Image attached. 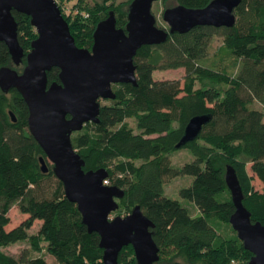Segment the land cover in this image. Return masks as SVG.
Instances as JSON below:
<instances>
[{
    "label": "trees",
    "instance_id": "obj_1",
    "mask_svg": "<svg viewBox=\"0 0 264 264\" xmlns=\"http://www.w3.org/2000/svg\"><path fill=\"white\" fill-rule=\"evenodd\" d=\"M56 1L80 47V35L93 40L97 24L110 11L115 12L117 27L125 28L128 22L129 8L97 4L89 12L81 6L85 0H79L74 14L65 13L60 0ZM211 1L177 0L189 8H204ZM13 14L20 43L28 53L37 38L36 29L26 14ZM94 14L105 16L90 21ZM235 15L233 27L197 26L184 34H170L163 44L142 46L134 57L138 85H114L120 86L114 90L117 97L101 106L100 121L89 122L72 135L75 150L86 162L85 170L107 169L109 186L125 191L119 210L130 213L140 205L155 224L153 236L162 254L171 255L170 261L180 258L176 264H231L238 252L244 253V260L251 259L252 253L229 222L235 206L225 180L228 164L237 172L243 204L253 220L264 224V111L253 105L257 101L264 108V0H241ZM216 36L223 38L217 52L220 63L227 56L233 59L231 73L227 67L208 64ZM25 63L26 58L21 65ZM11 65L9 49L0 42V67ZM178 68L186 72L183 85L175 79L154 78L156 70ZM59 73L58 68L49 71V83L59 82ZM205 114L211 116L210 121L197 139L182 147H191L195 158L174 168L170 154L181 149L176 145L188 122ZM28 117L22 95L0 89V264H49L44 256L30 257L29 250L19 257L3 250L20 241H29L34 252L46 250L58 264H104L99 235L88 232L53 165L48 163L49 171H42L39 158L44 152L29 130ZM128 118L135 119L138 133ZM247 162L252 177L263 184L261 190L251 184ZM179 175L194 178L181 196L196 205L198 216L165 195L164 184ZM15 204L28 217L8 229ZM36 220L42 224L36 234H30ZM127 249L132 260L125 263ZM244 260L241 264L249 263ZM118 264H138L132 246L121 251Z\"/></svg>",
    "mask_w": 264,
    "mask_h": 264
},
{
    "label": "water",
    "instance_id": "obj_2",
    "mask_svg": "<svg viewBox=\"0 0 264 264\" xmlns=\"http://www.w3.org/2000/svg\"><path fill=\"white\" fill-rule=\"evenodd\" d=\"M158 0H132L125 28L117 27L114 11L100 21L93 34L91 49L76 44L68 21L56 0H0V42L12 58L11 66L0 67V89L17 90L28 109L31 134L44 155L39 158L44 173L53 172L63 183L66 197L75 203L89 233H97L104 250V264H118L121 251L132 246L138 264L160 260V247L154 240V222L137 205L126 216L111 214L120 208L124 189L104 184L106 168L85 170L84 158L75 150L72 135L89 123L100 121L101 100L117 97L113 86H137L134 57L144 45H160L170 34H184L197 26L233 27L235 9L241 0H212L204 8L182 4L165 9L169 29L160 27L153 12ZM13 11L31 18L38 37L25 53L20 43L18 22ZM26 63L20 72L14 66ZM58 68L59 82L49 83L48 72ZM13 121L16 117L11 112ZM209 114L190 119L176 148H182L200 135L210 121ZM225 180L235 212L229 222L252 253L248 264H264V224L252 219L243 204V190L235 168L226 166Z\"/></svg>",
    "mask_w": 264,
    "mask_h": 264
},
{
    "label": "rangeland",
    "instance_id": "obj_3",
    "mask_svg": "<svg viewBox=\"0 0 264 264\" xmlns=\"http://www.w3.org/2000/svg\"><path fill=\"white\" fill-rule=\"evenodd\" d=\"M77 2H79V0H60V3L62 4L61 7H62L63 11L66 9V11H64V12L74 13V14L78 13V9H76L74 7V5ZM131 2H132V0H85V1L81 2L82 3L81 6H83L86 10H88L90 12L92 9L94 10V8H95V6H97V4L104 6V7L109 5V4H113L115 6H119L122 10L127 11ZM177 4H178L177 0H158L154 3L153 12L157 18L158 26L166 27L168 29L170 28L168 23L163 18V13H164L165 9L174 7ZM104 16H105V14H99V15L94 14L93 18L90 21H94V20H96V18H100V17H104ZM72 17L75 18L74 15ZM89 26H93V22H90ZM25 37L28 39L29 35H27V33H26ZM37 37H38V34H37ZM78 40H79V43L81 44L82 47H85L88 49L92 48L93 40L90 41V39H88V37L84 36V33H82L80 35V38ZM222 44H223V38L222 37L216 36L213 38L211 48H210V56H209L208 64L213 65L216 68L217 67H219V68L220 67H227L228 71L231 73L233 71V69H232L233 59L227 56L223 63H220V61H219L220 55L217 52H218V49L222 46ZM15 68L21 72L23 70L24 66H22V65L15 66ZM185 75H186V72H185L184 68L168 69V70H156L154 72V78L156 80L175 79V80H179L182 85L184 84V81H185ZM199 86H200V84L196 85V87H199ZM119 88H120V86H115L114 90L116 91ZM111 103L112 102L110 100H101L102 105L111 104ZM253 105H254V107L264 111L263 105L261 103L256 101ZM127 122L129 124V126L131 128H133L135 133L139 132V130L137 129V124H136L135 119L128 118ZM170 158L172 160V166L174 168H181L187 162H191L195 158V156H194V153H193V150L191 147H184V148H181V149H178V150L172 152L170 154ZM246 168H247L248 174L252 177L253 173L251 171V163L247 162ZM193 179L194 178L191 175H179V176L173 177V178L169 179L164 184V189H165V195L166 196H168L169 198L178 200L184 206L188 207L192 216H198L200 212H199L198 208L196 207V205L193 202H191L187 199H184L181 196V190L185 187H189L192 184ZM251 184L255 187V189L261 190L263 187V184L261 183V181H259L256 177H252ZM129 211L130 210H128V209H122V210L118 209L117 211H115L111 214V218H113L116 215L126 216L127 214H129ZM10 217H11V223H10V225H8V229H12V228L18 226L19 224H21L24 220L27 219L28 215L21 213L18 205L15 204L10 211ZM41 224H42L41 221L36 220L34 222V225L32 226V228L29 231L30 234H36L39 231ZM229 230H231V229H229ZM230 232L233 233V231H230ZM3 250L8 254L13 255L14 257H19L24 250H29L30 251V257L44 256L49 264H58L56 258L54 256L50 255L49 253H47L46 250H44L41 253H37V252L32 251L30 249L29 241L17 242L15 244H12L10 246L5 247ZM236 256H237L236 258L232 259L231 264H241V261H243L245 258L244 253L238 252V254H236ZM124 257H127V260L125 261V263L127 261L131 262L132 254H131V251L129 249L126 250ZM170 257H171V255L168 256L167 254H162V259H164V260H170L171 259ZM172 258H173L172 259L173 263L180 260V258H174V257H172ZM249 260H250L249 258L247 260H244V263H247Z\"/></svg>",
    "mask_w": 264,
    "mask_h": 264
},
{
    "label": "flooded vegetation",
    "instance_id": "obj_4",
    "mask_svg": "<svg viewBox=\"0 0 264 264\" xmlns=\"http://www.w3.org/2000/svg\"><path fill=\"white\" fill-rule=\"evenodd\" d=\"M154 264H176V262H172L170 260H164L162 259V252H161V249H160V260Z\"/></svg>",
    "mask_w": 264,
    "mask_h": 264
},
{
    "label": "built area",
    "instance_id": "obj_5",
    "mask_svg": "<svg viewBox=\"0 0 264 264\" xmlns=\"http://www.w3.org/2000/svg\"><path fill=\"white\" fill-rule=\"evenodd\" d=\"M64 11H66V9H65ZM65 13H68V12H65ZM104 184L109 185V184H110V183H109V180H105V181H104Z\"/></svg>",
    "mask_w": 264,
    "mask_h": 264
}]
</instances>
